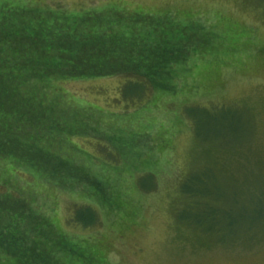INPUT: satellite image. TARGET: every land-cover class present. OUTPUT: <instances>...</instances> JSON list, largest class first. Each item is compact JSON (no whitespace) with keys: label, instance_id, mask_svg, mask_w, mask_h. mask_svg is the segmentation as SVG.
<instances>
[{"label":"rangeland","instance_id":"1","mask_svg":"<svg viewBox=\"0 0 264 264\" xmlns=\"http://www.w3.org/2000/svg\"><path fill=\"white\" fill-rule=\"evenodd\" d=\"M2 2L89 12L112 36L91 47L109 45L104 75L47 87L51 156H30L45 170L0 154V264H264L261 225L219 240L177 218L189 176L218 203L264 207V0Z\"/></svg>","mask_w":264,"mask_h":264},{"label":"trees","instance_id":"2","mask_svg":"<svg viewBox=\"0 0 264 264\" xmlns=\"http://www.w3.org/2000/svg\"><path fill=\"white\" fill-rule=\"evenodd\" d=\"M48 11H51L52 17L51 15L40 16L38 13L39 15L28 18L30 8L24 5L23 8H15L7 3H0V118L7 120V123L0 127V154L13 157L14 160L17 159V164H20L18 168L22 165L32 172L45 170V168L33 161L34 158L30 156L38 154L39 151L50 155L43 150L44 147H41L45 139L43 123L49 121L43 115L49 114L51 105L55 103L46 106V101L50 100L46 95L47 87H53L52 81L60 83L66 79L104 75L102 70L99 69L96 72L92 70V67L97 64L101 67L100 63L104 65V61H107L109 45L104 41L98 45L100 46L99 51L104 50V58L97 59L90 54L91 47L96 44L94 39L101 37V31L105 33L104 39L112 36L111 31H105L107 27L101 30L85 23V18L91 17L89 12L68 14L54 10ZM118 34L124 36L122 31ZM128 82L131 85H140L134 79H129ZM33 117H38L36 122L32 121ZM51 121L61 123L54 121V118ZM10 122L17 124V134L12 135L8 143L6 141L9 128L12 134ZM33 123L42 126H32ZM20 124L24 127V132L27 128L37 129L34 133L27 132L26 135H29L31 139L28 136L18 135L23 129L19 127ZM52 133L54 131L49 133V137L53 135ZM13 140L14 144H11ZM30 143L34 145L33 151L28 147ZM200 177L189 176L181 186L185 197L184 207L180 210L181 215L177 213V218L181 223L191 228L203 229L204 232L216 237L218 235L221 237L219 240H223L220 230L224 227H234L236 224H257L264 229V207L261 204L252 203L246 206L234 199L233 209V205L225 200L223 203H218L216 196H213L207 189L201 188V181L198 179ZM202 178L205 179V177ZM10 230L8 228V231ZM25 253L21 255L31 258H37L38 255Z\"/></svg>","mask_w":264,"mask_h":264}]
</instances>
